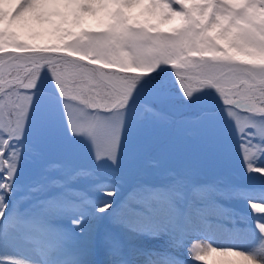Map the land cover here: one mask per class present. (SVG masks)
Segmentation results:
<instances>
[{"label":"snow or ice","instance_id":"6c2138e0","mask_svg":"<svg viewBox=\"0 0 264 264\" xmlns=\"http://www.w3.org/2000/svg\"><path fill=\"white\" fill-rule=\"evenodd\" d=\"M233 134L264 177V0H0V264H264V222L247 248L188 240L237 185L175 172L119 196L102 175L185 135L227 168Z\"/></svg>","mask_w":264,"mask_h":264},{"label":"rangeland","instance_id":"374dc122","mask_svg":"<svg viewBox=\"0 0 264 264\" xmlns=\"http://www.w3.org/2000/svg\"><path fill=\"white\" fill-rule=\"evenodd\" d=\"M46 110L50 111L47 104ZM52 120L46 154L56 158L61 155L62 141L58 122L54 116ZM237 145L233 134L229 137V164L225 168L218 160L201 155L195 139L190 135L178 138L176 146H170L164 139L143 138L129 142L123 150L120 167L105 170L102 175L118 179L119 196L127 195L141 184L162 183L175 172H185L199 183L219 180L237 185L235 193L220 198L226 207L234 210V215L219 220L213 218L209 224L194 231L188 240L190 243L212 242L214 245L247 248L255 243L259 235L256 223L264 222V215L254 213L248 206L249 200L264 202V177L244 170ZM89 162L87 153L81 150L77 155V163L86 166ZM257 163L264 165V157ZM230 220L240 221L246 225V229L233 231L220 226L227 225Z\"/></svg>","mask_w":264,"mask_h":264},{"label":"trees","instance_id":"16d2710c","mask_svg":"<svg viewBox=\"0 0 264 264\" xmlns=\"http://www.w3.org/2000/svg\"><path fill=\"white\" fill-rule=\"evenodd\" d=\"M257 238H258V235H257Z\"/></svg>","mask_w":264,"mask_h":264}]
</instances>
